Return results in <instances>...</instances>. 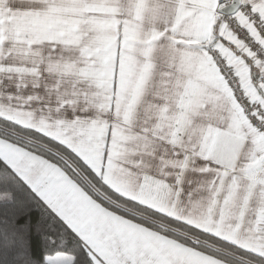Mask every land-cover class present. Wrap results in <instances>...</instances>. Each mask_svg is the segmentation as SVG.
<instances>
[{
	"label": "snow or ice",
	"instance_id": "1",
	"mask_svg": "<svg viewBox=\"0 0 264 264\" xmlns=\"http://www.w3.org/2000/svg\"><path fill=\"white\" fill-rule=\"evenodd\" d=\"M0 264H264V0H0Z\"/></svg>",
	"mask_w": 264,
	"mask_h": 264
}]
</instances>
